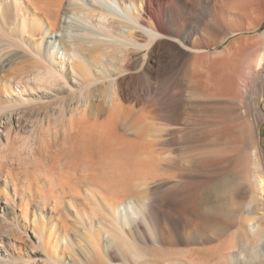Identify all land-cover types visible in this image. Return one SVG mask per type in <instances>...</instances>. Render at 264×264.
I'll use <instances>...</instances> for the list:
<instances>
[{
  "label": "rangeland",
  "instance_id": "1",
  "mask_svg": "<svg viewBox=\"0 0 264 264\" xmlns=\"http://www.w3.org/2000/svg\"><path fill=\"white\" fill-rule=\"evenodd\" d=\"M134 1L137 14H143L142 9H145L158 15L159 25L180 33L190 50L161 45L149 52L132 54L129 74L133 77L127 82L126 97L120 109H116V116L123 113L122 118L117 117L115 145L119 154L113 157L116 168L110 167L112 160H107L109 166L104 164L105 157L100 158L97 151L94 152V145L85 143L77 134L63 137L62 120H58L57 114L48 115L43 122H46L45 128L47 123L50 125L47 128L50 127L53 135L43 132L36 138L37 164L23 166L12 162L6 165L20 180L38 181L48 199L59 208H66L70 198L82 199L81 190L91 185L100 186L109 205L115 207L135 200L142 206L147 221L140 217L137 222L138 217L130 215L123 228L144 257L134 260L120 242L117 263L125 259L129 264H264V234L254 240L250 233L256 226L264 233V198L257 190L254 174L256 167L264 162V81L256 89L250 77L248 85L251 93L259 91V111L263 114L262 130L256 142L251 132V127L254 130L256 126L255 118L253 115H249V121L241 118L245 109L251 111L247 99L218 98L198 86L200 82H207L203 66L216 59L215 53L230 43L229 53L243 46L251 51L237 70L244 73L248 61L253 60L251 74H255L259 56L264 51V36H261L264 11L246 13L240 0L229 3L225 0ZM222 6H225L223 14ZM234 29L239 32H232ZM3 32L4 28L2 37ZM205 53H209L206 58L202 57ZM124 64L121 57L115 59L114 73L123 69ZM19 65L17 73L29 72L27 62ZM2 75L0 88L5 80L19 81L16 73ZM99 92L95 91L94 96ZM251 93L245 91V96ZM67 100L65 106H74L75 100ZM99 100L98 96L93 110L95 113L100 110L102 114L109 107ZM220 100L223 102L218 103ZM215 116H221L222 123H218ZM104 119L103 116L101 121ZM224 125L230 128L223 132ZM29 126L30 123L22 125L16 133V147L22 146L31 135ZM52 129L57 132L54 134ZM255 146L257 161L251 152ZM61 170H70L75 176H63ZM17 197L20 196L17 194ZM66 216L67 226L69 223L74 226H68V234L77 238L79 222L73 220L69 212ZM98 216L105 220L100 209ZM154 232L156 236L152 235ZM61 252L65 257L69 255L67 249L58 250L56 255L61 256ZM99 255L96 262L95 258L86 260L83 254L79 261L75 260L77 264H98L103 257Z\"/></svg>",
  "mask_w": 264,
  "mask_h": 264
},
{
  "label": "bare ground",
  "instance_id": "2",
  "mask_svg": "<svg viewBox=\"0 0 264 264\" xmlns=\"http://www.w3.org/2000/svg\"><path fill=\"white\" fill-rule=\"evenodd\" d=\"M240 2L246 13L261 14L264 11V0ZM224 7L220 8L222 14L225 13ZM142 11L143 14H137L134 0H0V79H3L4 72L19 76L18 82L5 80L0 88V264H77L81 254L86 260L95 258L94 262L99 254H103L102 263L98 264H120L116 262L120 242L134 260L144 257L143 251L123 228L131 216L138 217L137 222L140 217L147 221L142 213L143 207L135 200L114 207L104 199L100 186L91 185L81 190L82 199L70 198L66 208H59L56 202L48 199L38 181L20 180L18 174L6 165L12 162L23 166L37 164L36 138L43 132L53 135L50 127L47 128L50 125L47 123L45 128L46 122H43L48 115L57 114L58 120H62L61 130H58L63 137L77 134L85 143L94 145V152L97 151L99 157L106 158L104 164L109 159L113 164L110 167L116 168L113 157L119 154L115 135L120 115L116 116V109L125 99L127 82L133 77L129 74L132 54L149 52L161 45L190 50L180 33L159 25L158 15L145 9ZM235 31L239 32L238 29L232 30ZM231 44L216 52V59L206 62L203 69L207 82H198V86L218 98L247 99L251 111L245 109L241 118L248 121L249 115L255 118L256 126L254 130L251 127V132L256 142L262 130L260 119L263 114L259 111V91L251 93L248 85L250 77L256 89L264 81V51L259 56L254 75L251 74L253 60L248 61L244 73H241L237 68L251 51L243 46L229 53ZM226 53L229 56H223ZM208 56L209 53H205L202 57ZM118 57L125 64L123 69L114 73V61ZM24 62L30 66L29 72L17 73L16 66ZM95 91H100V103L109 107L105 106L107 110L102 114L97 111L100 115L93 110L98 97L94 96ZM245 91L251 96H245ZM67 99L75 100L74 106L67 105V108L64 102H68ZM103 116L105 119L101 121ZM221 118L215 116L218 123H222ZM27 123H30L31 135L22 146L16 147V133ZM229 128L224 125L221 130L224 132ZM252 149V156L257 161L256 146ZM94 156L97 155L94 153ZM54 167L50 166L52 170ZM61 173L69 177L74 174L70 170H61ZM254 174L257 190L264 198V162L256 167ZM99 209L105 215L104 221L99 219ZM68 212L79 222L80 228L76 227L78 231L75 233L78 239L68 234V226L72 225L66 224ZM85 232L89 236L85 237ZM250 233L254 240L264 234L259 226ZM152 235L156 236L155 232ZM142 236L146 235L143 233ZM103 241L104 247H101ZM65 249L69 251L67 257L63 252L61 256L56 255L58 250ZM121 260L123 264H129L125 259Z\"/></svg>",
  "mask_w": 264,
  "mask_h": 264
}]
</instances>
